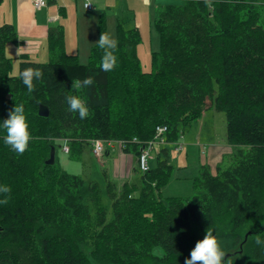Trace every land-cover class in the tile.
<instances>
[{"label": "trees", "instance_id": "1", "mask_svg": "<svg viewBox=\"0 0 264 264\" xmlns=\"http://www.w3.org/2000/svg\"><path fill=\"white\" fill-rule=\"evenodd\" d=\"M178 1L154 19L159 50L150 72L137 56V27L119 22L111 72L100 69L97 43L86 64L65 54L56 24L47 31L49 60L23 56L12 76L5 48L18 37L0 24V122L23 104L31 134L19 154L0 133V184L11 188L0 194L8 196L0 206V264H185L207 230L224 252L222 264H264V0ZM103 32L101 18L98 40ZM26 68L42 72L32 92L20 79ZM88 77L92 85L73 88ZM67 95L84 97L85 119L69 110ZM41 106L48 117L38 115ZM211 107L225 116L232 163L215 172L200 166L191 197H164L175 170L168 146ZM157 126L168 128L169 144L138 184L119 188L103 170L83 178L56 162L58 146L79 160L94 140L146 143ZM52 148L55 162L47 165ZM121 149L138 157L141 145Z\"/></svg>", "mask_w": 264, "mask_h": 264}, {"label": "rangeland", "instance_id": "2", "mask_svg": "<svg viewBox=\"0 0 264 264\" xmlns=\"http://www.w3.org/2000/svg\"><path fill=\"white\" fill-rule=\"evenodd\" d=\"M66 1V7L68 8L63 10V13L60 14L59 22V24L63 26L65 34V54L76 56L80 63L86 64L90 49L98 41L100 19L102 18L105 20L106 32L110 33L115 39L116 25L119 22H122L124 28L130 29L137 27L140 32L141 42L137 47V56L143 72L151 71V55L153 52L159 50V37L154 28V19L156 18L157 13L167 4L179 3L178 0H147V3L145 0H89L93 6V10L83 11L82 5L84 6V0H77V2H75V0ZM58 2L62 3V0L50 2L45 8L53 7V9L56 10L57 6L62 7ZM20 6H22V2L18 0H0V24H4L8 20H13L12 18L18 14V8H21ZM45 8L37 11V16L39 13L45 11ZM14 13H16V15H14ZM91 39L93 40V43L89 45ZM14 47L15 48H12L13 50L9 51L12 60L11 75L17 76L19 54L17 53L18 47ZM48 60L49 58L42 62L46 63ZM199 127H202V133L198 140L197 133ZM180 140L182 145L186 144L185 147H182L189 149L187 157L189 168H185V170H174L171 182L167 185L169 188L165 187L166 190H164L165 188L162 190V195L164 197H191L193 195L192 179L189 178H193L191 177V174H193L195 169L198 170L200 157L197 152H194L192 144L193 142H196L194 145L196 147L200 146L201 149L203 147L207 149L210 142L218 145H227L224 114L214 111L212 107L207 108L201 119L194 122L183 133ZM113 146L114 147L112 148L111 146L108 147L105 145L106 150L110 152L109 156L114 155L111 150L120 148L118 145L113 144ZM99 157L92 155L91 150L86 148L79 160L69 159L68 155L61 151L60 146L56 148L57 164L69 174L81 176L83 178L88 177V174L93 170V167H98V169H100V166H97L98 161L101 160ZM184 158L185 152L180 159L183 160ZM231 163L232 156L230 153H224L222 160L218 163L219 165H207L206 163L205 165L209 168H214L213 172H215L217 167L224 169ZM151 166H153V164ZM182 174H188L189 176L187 179H179L175 182V178L182 176ZM153 253L157 256H161L162 250L156 247L154 248Z\"/></svg>", "mask_w": 264, "mask_h": 264}, {"label": "crops", "instance_id": "3", "mask_svg": "<svg viewBox=\"0 0 264 264\" xmlns=\"http://www.w3.org/2000/svg\"><path fill=\"white\" fill-rule=\"evenodd\" d=\"M22 2L21 8H18V14L14 13L16 15L13 20H8L4 24H10L13 26L14 30L17 33L18 42L15 44H8L5 48V54L8 58L11 59V56L9 55V51L13 50L12 48H15L14 46L18 47V57L19 62L21 58L24 56L26 59H29L31 61L40 62L48 58V52H47V31L50 26L59 24L60 22V14L59 11L62 9L65 10L67 1L62 0L61 2H58L62 5V7L57 6V9L54 10L53 7H41L40 9H35L33 6L34 0H18ZM53 2L51 0H48V3ZM77 2V0H75ZM45 8V11L41 12L37 16V11L42 10ZM83 11H89L85 9V7L82 5ZM93 10V6H92ZM33 14V15H32ZM92 18V16H91ZM64 42H65V34H64ZM79 42V41H78ZM93 43V40L91 39L89 41V45ZM17 51V49H16ZM202 133V127H199L197 138L201 137ZM196 142H193L192 147L194 152H197L198 156L200 157V166H206L207 165H216L218 164L224 155V153H231V148L228 145L223 144H214L210 142L207 146V149L203 147L202 149L200 146H195ZM184 147L186 144L183 145ZM167 147V146H166ZM170 147V154H171V164L174 166L175 170H181L185 168H189L188 166V152L189 149H185L182 147L180 153L175 154L173 151V147ZM65 146L63 145L61 148V151L64 154H68L67 152H64ZM200 148V149H199ZM184 149V150H183ZM114 155L109 156V151L105 150V153H103L97 163V166H100V169L98 167H93V170L90 172H94L97 170H103L105 171L109 178L117 184L119 188H121L124 184H138L139 183V169L137 164V157L131 153H124L121 148L119 149H113L111 150ZM183 151V152H182ZM185 152V158L182 160L180 159L182 154ZM182 153V154H181ZM91 154L93 155L92 151ZM95 156V155H94ZM103 156V157H102ZM180 159V160H178ZM154 160L150 162V168L151 165L154 164ZM219 165V164H218ZM199 170V168H198ZM198 170L195 169L193 174H191V177H196L198 174ZM211 172L214 171V168H210ZM141 174V173H140ZM188 174H182V178H175V182H177L179 179H187ZM189 178V179H193ZM173 184V183H172ZM171 186V185H169ZM166 188H169L166 186ZM166 188L164 190H166ZM169 197V196H168Z\"/></svg>", "mask_w": 264, "mask_h": 264}, {"label": "clouds", "instance_id": "4", "mask_svg": "<svg viewBox=\"0 0 264 264\" xmlns=\"http://www.w3.org/2000/svg\"><path fill=\"white\" fill-rule=\"evenodd\" d=\"M147 3V0H145ZM98 47L103 51L100 60V69L104 72H111L118 63L115 50L118 47V41L108 32L100 35ZM42 72L39 69L26 68L20 73V79L28 92H32L34 88V80L40 79ZM93 84L91 77L83 80H76L73 88L76 90L86 89ZM66 101L69 110L78 112L80 119H85L89 115V109L82 95H67ZM0 133H3V143L8 145L19 154H23L28 147L31 139L29 132V124L25 115V107L23 104H16L13 111L9 113V117L0 122ZM11 193L8 185L0 184V194ZM8 203V196L4 195L0 199V206ZM260 243V241H257ZM224 252L220 249L216 237L211 230H207L204 238L196 242L195 247L190 252V258L185 259V264H222Z\"/></svg>", "mask_w": 264, "mask_h": 264}, {"label": "built area", "instance_id": "5", "mask_svg": "<svg viewBox=\"0 0 264 264\" xmlns=\"http://www.w3.org/2000/svg\"><path fill=\"white\" fill-rule=\"evenodd\" d=\"M45 5V0H34L33 1V6L35 9H40L41 7H43ZM85 8L87 10H90L92 8V4L89 2V0H85ZM166 131V127H159L157 129V133H156V140L152 142V144L146 146V145H141L140 142H138L136 139H134L132 142L130 143H135L137 145H141V149H140V154L137 157V162H139L141 170L142 171H147L148 170V166H147V161L150 158V152L155 149L157 147L158 144H162L163 140L159 139L160 136ZM110 143L114 144V145H118L119 147L124 148L125 145H127V141H116V142H112L110 141ZM181 146H178V148L176 149V151L180 150ZM103 151V146H102V142L100 141H94L93 142V152L96 156H99Z\"/></svg>", "mask_w": 264, "mask_h": 264}, {"label": "bare ground", "instance_id": "6", "mask_svg": "<svg viewBox=\"0 0 264 264\" xmlns=\"http://www.w3.org/2000/svg\"><path fill=\"white\" fill-rule=\"evenodd\" d=\"M51 1L55 2L56 0H51ZM84 1H85V0H84ZM47 5H48V0H45V5H44L43 7H46ZM84 7H85V2H84ZM85 9H86V8H85ZM91 9H92V8H91ZM91 9H90V10H91ZM48 115H49V111H48ZM47 117H48V116H47ZM159 127H166V126H157V127L155 128V133H154V137H153V139H152L151 141L146 142V143H141V145H146V146H148V145L152 144V142L156 140V133H157V129H158ZM167 131H168V128L166 127V131H165V132L160 136V138H159V139H162V140H163V143H162V144H158L157 147H156L155 149H153V150L150 152V158H149V160L147 161L148 170H147V171H142L139 162H137V164H138V168H139V170H140L141 173H146V172H148V171L150 170V162H151L152 160L156 159V156L159 154V152H160V150H161L162 147H164V146H166V145L169 144V143L167 142L166 138H165V134L167 133ZM94 141H100V142H102L103 151H102V153H101L99 156H101V155L105 152V150H106L105 145H107L108 147L111 146L112 148L114 147L113 144L110 143V141H106V142H105V141H101V140H94ZM94 141H92V143H91V146H92V153H93V155H95L94 152H93V142H94ZM137 141H138V140H137ZM138 142H139V141H138ZM129 143H130V142H129ZM172 144H173V149H174L175 154L180 153V151H181V149H182V143L180 142V140L177 141V142H175V143H172ZM178 146H181V149L178 150V151H176V149L178 148ZM120 148H121V147H120ZM53 149H54V148H53ZM64 152H67L66 148H64ZM95 156H96V155H95ZM99 156H96V157H99ZM54 162H55V149H54Z\"/></svg>", "mask_w": 264, "mask_h": 264}, {"label": "water", "instance_id": "7", "mask_svg": "<svg viewBox=\"0 0 264 264\" xmlns=\"http://www.w3.org/2000/svg\"><path fill=\"white\" fill-rule=\"evenodd\" d=\"M38 115L40 117H47L48 116V109L44 106H41L38 110ZM47 165H53L54 164V149L52 148L50 151V157L49 160L46 162Z\"/></svg>", "mask_w": 264, "mask_h": 264}]
</instances>
